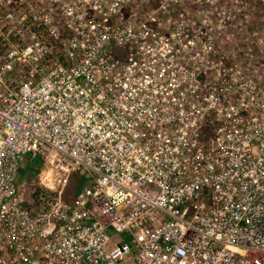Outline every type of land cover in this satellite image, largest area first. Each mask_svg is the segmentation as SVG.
Returning <instances> with one entry per match:
<instances>
[{"label":"built area","instance_id":"1","mask_svg":"<svg viewBox=\"0 0 264 264\" xmlns=\"http://www.w3.org/2000/svg\"><path fill=\"white\" fill-rule=\"evenodd\" d=\"M239 5L0 0V264H264V49L223 41Z\"/></svg>","mask_w":264,"mask_h":264},{"label":"rangeland","instance_id":"2","mask_svg":"<svg viewBox=\"0 0 264 264\" xmlns=\"http://www.w3.org/2000/svg\"><path fill=\"white\" fill-rule=\"evenodd\" d=\"M238 20L230 23L222 31L223 41L231 46H249L264 49V0H240ZM222 39V38H221ZM235 43V44H234ZM239 44V45H237ZM264 56V51H263ZM44 165L33 158H29L23 168L21 182L29 192L40 181V174ZM87 178L80 172L69 176L65 194L71 199L76 191L81 190Z\"/></svg>","mask_w":264,"mask_h":264}]
</instances>
